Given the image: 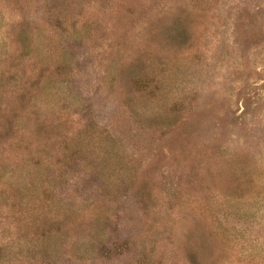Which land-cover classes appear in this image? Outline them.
<instances>
[{
	"label": "rangeland",
	"instance_id": "rangeland-1",
	"mask_svg": "<svg viewBox=\"0 0 264 264\" xmlns=\"http://www.w3.org/2000/svg\"><path fill=\"white\" fill-rule=\"evenodd\" d=\"M0 264H264V0H0Z\"/></svg>",
	"mask_w": 264,
	"mask_h": 264
}]
</instances>
